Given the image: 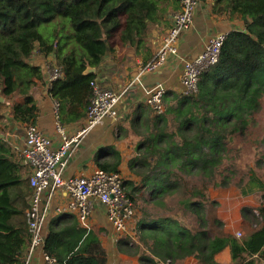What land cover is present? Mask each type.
Wrapping results in <instances>:
<instances>
[{"label":"trees","instance_id":"1","mask_svg":"<svg viewBox=\"0 0 264 264\" xmlns=\"http://www.w3.org/2000/svg\"><path fill=\"white\" fill-rule=\"evenodd\" d=\"M179 1L0 0V97L21 96L22 102L12 103L13 117L35 124L33 85L43 68L30 59L52 54L64 75L49 84V93L62 114L85 117L97 77L86 68L101 64L115 38L123 45L144 44ZM214 1L215 12L241 14L246 29L227 34L219 61L202 74L196 92L167 89L163 113L131 121L138 138L129 168L139 180H124L123 188L138 213L133 233L121 234L117 248L140 264H183L188 257L221 264L215 255L228 245L233 261L261 264L264 258V207L258 214L242 207L244 220L256 228L239 239L225 231L219 201L210 194L229 186L243 195L264 191V134L256 131L264 99V0ZM249 141L252 159L244 152ZM16 153L0 138V264H24L31 240L24 209L15 205L25 195L29 167ZM120 162L100 168L120 171ZM71 220V214L51 218L45 251L61 264H107L100 237Z\"/></svg>","mask_w":264,"mask_h":264},{"label":"crops","instance_id":"2","mask_svg":"<svg viewBox=\"0 0 264 264\" xmlns=\"http://www.w3.org/2000/svg\"><path fill=\"white\" fill-rule=\"evenodd\" d=\"M177 6L180 8V1ZM215 6L214 0H202L196 10L193 27L181 34L179 51L180 56L184 60L196 57L204 50L209 39L217 33H229L236 29H246V21L241 14L237 12H215ZM172 14L165 17V19L163 18L161 23L155 24L145 36L146 42L139 47L123 45L117 38L113 40V51H109L103 57L101 64L96 67L95 73L97 74L96 80L98 84L113 90L124 91L119 106V116L117 118H104L80 142L72 147L63 170L64 176L90 175L100 168V163L113 164L117 162V158H121L118 169L123 174L124 180H139V177L133 174L129 168V161L135 153L138 138L131 126V121L137 120L138 115L145 116L149 113V115L153 116L152 108L147 103V97L148 90L157 82L163 83L167 89L183 92L181 76L184 69V60L177 56H172L160 70L153 73L147 72L140 76V79L134 81L140 67L153 58L161 38L171 25ZM30 61L33 64L41 65L43 68V78L35 79V84L33 85V96L38 106L35 125L42 132L49 135L54 148H58L62 143V139L56 130L55 98L49 93V84L51 83L49 80V68L58 64L52 54H36ZM15 101L22 102L23 98L19 95L14 98L13 96L0 97V138L11 146L13 152L20 154L19 150L24 146L26 127L29 124L14 119L12 103ZM69 109L66 108V111ZM87 110L85 111V117L80 119L75 115H71L69 118L67 113L62 114L61 103L59 108L61 120L70 132L75 131L86 123ZM105 149H108V151L103 152ZM20 161L24 165L21 159ZM28 170L27 168L25 176L27 179L24 187L25 195L15 201L16 206L24 209L25 214L22 218L26 226V210L32 190L30 184H28L30 175ZM210 194L213 199L219 201L216 212L218 217L225 223V231L239 239L249 237L256 225L249 224L244 220L241 209L243 206H249L258 214L259 208L264 207V191L243 195L235 186H229L211 188ZM69 200V195L61 188L54 192L49 190L44 192L41 206L42 211L46 214L44 226L46 235L51 218H57L62 214L73 215L79 227L87 228L81 224L76 212L65 208ZM260 218L261 224H264L263 216ZM71 221L74 226L75 221ZM134 227L135 220L127 233H133ZM87 229L94 231L98 238L100 237L102 245L107 250V264H140L137 257L118 251L117 241L123 233H117L114 230L107 219L105 206L99 202L95 205L90 218V226ZM238 232L241 233L240 236H238ZM27 250L24 255V261ZM255 256L258 258L259 254ZM215 260L221 264H246V260H242L240 263L237 260L233 261L230 245L219 251L215 255ZM196 263L197 261L193 257H188L183 262V264ZM29 264H45L42 250H36L32 253ZM261 264H264V258H261Z\"/></svg>","mask_w":264,"mask_h":264},{"label":"built area","instance_id":"3","mask_svg":"<svg viewBox=\"0 0 264 264\" xmlns=\"http://www.w3.org/2000/svg\"><path fill=\"white\" fill-rule=\"evenodd\" d=\"M201 1L180 0V8L172 14L171 25L161 38L153 58L140 67L134 81L147 72L160 70L172 56L184 60L179 51L180 37L183 32L193 27L195 13ZM227 34L220 32L213 35L202 52L193 59L184 60L181 76L183 93L189 94L198 90L202 74L219 61ZM63 75L61 66L54 65L49 68L50 82ZM91 88L86 123L73 132L62 122L60 102L54 100L56 130L62 139L58 148H54L51 137L35 124L26 127L25 143L19 152L24 158V164L30 169L29 184L32 190L26 210L31 240L24 264H29L30 256L36 250H42L45 264H61L57 257L48 254L44 248L46 214L42 211L41 200L46 190H64L70 197L65 208L76 212L81 224L87 228L90 226V218L97 202L105 206L107 219L117 233L129 232L138 213L133 199L124 191L121 171L98 168L90 175L66 177L63 174L72 147L104 118L119 116L124 91L104 87L98 84L96 79L91 81ZM166 91L167 87L161 82H157L148 90L147 103L151 106L153 114L164 112ZM240 235L238 232V236Z\"/></svg>","mask_w":264,"mask_h":264},{"label":"rangeland","instance_id":"4","mask_svg":"<svg viewBox=\"0 0 264 264\" xmlns=\"http://www.w3.org/2000/svg\"><path fill=\"white\" fill-rule=\"evenodd\" d=\"M41 31H42V27H41ZM256 118L257 121H259L258 127L256 129L257 135H261V133L264 134V99L261 102V110L259 111V113H257ZM244 152L249 159H252L255 150L253 148V144L250 141L246 143Z\"/></svg>","mask_w":264,"mask_h":264},{"label":"water","instance_id":"5","mask_svg":"<svg viewBox=\"0 0 264 264\" xmlns=\"http://www.w3.org/2000/svg\"><path fill=\"white\" fill-rule=\"evenodd\" d=\"M95 67L93 66H88L85 70V73H91V72H95ZM2 99V98H1Z\"/></svg>","mask_w":264,"mask_h":264}]
</instances>
